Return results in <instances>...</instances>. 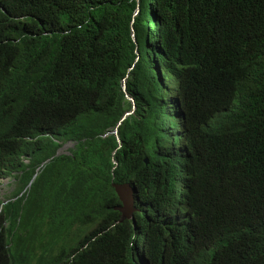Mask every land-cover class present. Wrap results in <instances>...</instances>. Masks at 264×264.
<instances>
[{"label":"trees","instance_id":"16d2710c","mask_svg":"<svg viewBox=\"0 0 264 264\" xmlns=\"http://www.w3.org/2000/svg\"><path fill=\"white\" fill-rule=\"evenodd\" d=\"M6 175L0 264H264V0H0Z\"/></svg>","mask_w":264,"mask_h":264},{"label":"bare ground","instance_id":"6f19581e","mask_svg":"<svg viewBox=\"0 0 264 264\" xmlns=\"http://www.w3.org/2000/svg\"><path fill=\"white\" fill-rule=\"evenodd\" d=\"M123 84L125 86V87H123V91L126 93L125 80L123 81ZM126 96L128 97V99L133 104V99L131 97H129L127 93H126ZM168 100L173 105V108L171 110V115L173 118V123L179 131L178 138L180 139V142H181L180 146H179V152H182L184 154H189V153H191V149L186 145V143H187L188 134H189L190 130H189V123L187 121V110L185 108L184 101L181 99H178L175 96H169ZM133 109H134V106L132 107L131 110H129L128 112L125 113L124 117L129 115L130 113H132ZM115 133L117 134V129H115ZM68 143H71V142H68ZM63 146L58 150L57 154H59L62 151ZM3 177H8V178L13 179V177H11V175L10 176L9 175L0 176L1 179ZM13 182H14V179H13ZM114 184H117V183H114ZM118 185H128L130 190H131L132 203L130 205L129 211L127 210V214H129V216L125 217L124 219H133L134 211L138 210V208L135 206V195L133 192V188L131 187V185L129 183L118 184ZM114 190H115V187H114ZM186 191H190V190L185 185L180 184V185H177L175 187L173 195L176 198L177 202L182 201L184 199V195H185ZM115 192H116V190H115ZM8 199L9 198H6V199L2 200V202H6ZM121 203H122V201H121ZM121 206H123V203L121 204ZM121 206H119V207H121ZM119 207H117V209ZM172 209L175 210L177 214L172 213L170 210L168 211L169 216L172 217V220L170 221V223L172 226H173V223H176L177 226L175 228L172 227L170 233L173 234L175 237H177L179 240H182L183 242H185L188 246H195L196 242L191 239V229L193 227V226H191V221L194 222L198 228H200V222H201V220L197 216L195 208L192 206L188 210H185L183 207L182 208H172ZM121 216H122V212H121ZM198 231H199V229L195 230L196 234L198 233ZM183 239H185V240H183ZM205 247L207 249V252L209 253V257L214 256V253L212 252L211 248H209L206 245H205Z\"/></svg>","mask_w":264,"mask_h":264},{"label":"water","instance_id":"95a60500","mask_svg":"<svg viewBox=\"0 0 264 264\" xmlns=\"http://www.w3.org/2000/svg\"><path fill=\"white\" fill-rule=\"evenodd\" d=\"M123 87H125L124 84ZM113 186L115 187L116 193L123 203V206L118 208L122 212L120 220H123L125 217L129 216V214H127V210L129 211L130 205L132 203L131 190L128 185L113 184Z\"/></svg>","mask_w":264,"mask_h":264},{"label":"rangeland","instance_id":"374dc122","mask_svg":"<svg viewBox=\"0 0 264 264\" xmlns=\"http://www.w3.org/2000/svg\"><path fill=\"white\" fill-rule=\"evenodd\" d=\"M72 143H67L63 146L62 151H66L68 148L72 147ZM15 189V184L13 179L8 177L0 178V200L9 198L11 191Z\"/></svg>","mask_w":264,"mask_h":264}]
</instances>
